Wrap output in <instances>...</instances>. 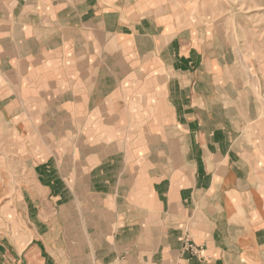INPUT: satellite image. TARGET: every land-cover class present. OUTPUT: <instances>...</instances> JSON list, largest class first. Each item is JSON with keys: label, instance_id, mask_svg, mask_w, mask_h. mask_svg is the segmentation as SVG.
Wrapping results in <instances>:
<instances>
[{"label": "crops", "instance_id": "crops-1", "mask_svg": "<svg viewBox=\"0 0 264 264\" xmlns=\"http://www.w3.org/2000/svg\"><path fill=\"white\" fill-rule=\"evenodd\" d=\"M184 3L0 0V155L30 166L0 264H169L184 237L179 264H264V179Z\"/></svg>", "mask_w": 264, "mask_h": 264}, {"label": "rangeland", "instance_id": "rangeland-1", "mask_svg": "<svg viewBox=\"0 0 264 264\" xmlns=\"http://www.w3.org/2000/svg\"><path fill=\"white\" fill-rule=\"evenodd\" d=\"M184 1L186 18L181 26L188 28L193 46L203 43L210 78L222 88L225 99L238 105L243 123L237 125V133L248 152L251 179H264V0ZM67 130L55 125L56 138H66ZM9 147V153L0 155V240L18 246L24 243L23 229L28 228L17 208L18 185L21 173H28L30 166L16 153V141L11 140ZM67 148L66 140L55 139V149ZM185 238L197 254L199 247ZM183 239L172 261L181 258Z\"/></svg>", "mask_w": 264, "mask_h": 264}, {"label": "built area", "instance_id": "built-area-1", "mask_svg": "<svg viewBox=\"0 0 264 264\" xmlns=\"http://www.w3.org/2000/svg\"><path fill=\"white\" fill-rule=\"evenodd\" d=\"M193 252V254L196 252L195 247L188 242L187 238L183 239V246L181 252ZM179 257L176 260L170 259L169 264H179Z\"/></svg>", "mask_w": 264, "mask_h": 264}]
</instances>
